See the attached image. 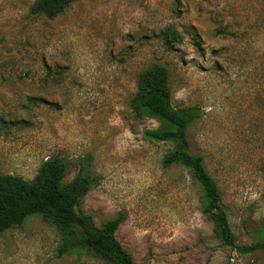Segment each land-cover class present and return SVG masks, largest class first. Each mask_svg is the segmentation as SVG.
Listing matches in <instances>:
<instances>
[{"label":"rangeland","instance_id":"rangeland-1","mask_svg":"<svg viewBox=\"0 0 264 264\" xmlns=\"http://www.w3.org/2000/svg\"><path fill=\"white\" fill-rule=\"evenodd\" d=\"M0 0V174L32 179L59 155L99 178L82 209L122 214L117 238L140 264H264L224 244L187 168L163 164L161 121L130 100L140 73L166 66L176 108L198 107L190 152L216 181L236 243L264 240V0H76L55 17ZM174 26L182 43L167 46ZM32 98V99H31ZM40 215L0 236V264H105L58 254Z\"/></svg>","mask_w":264,"mask_h":264},{"label":"trees","instance_id":"trees-1","mask_svg":"<svg viewBox=\"0 0 264 264\" xmlns=\"http://www.w3.org/2000/svg\"><path fill=\"white\" fill-rule=\"evenodd\" d=\"M74 1L35 0L31 12L55 17ZM162 39L171 47L182 43L183 35L171 25L162 32ZM130 105L137 116L146 113L161 121L158 128L146 130V137L170 143L163 164H178L189 170L202 188L203 212L214 223L221 241L241 253L264 249V240L249 245L236 243L216 181L206 170L203 157L189 150L187 129L201 116V110L195 106H173L166 66L152 64L140 73ZM68 174L69 164L59 155L44 160L30 180L15 174H0V236L8 228L22 225L31 215H40L60 234L59 255L87 252L105 264H140L117 238L116 232L124 219L122 214L97 224L94 216L82 209L84 198L99 178L88 172L84 164L66 181ZM225 264L233 263L228 260Z\"/></svg>","mask_w":264,"mask_h":264}]
</instances>
